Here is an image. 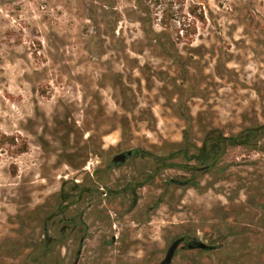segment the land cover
<instances>
[{
  "label": "rangeland",
  "instance_id": "374dc122",
  "mask_svg": "<svg viewBox=\"0 0 264 264\" xmlns=\"http://www.w3.org/2000/svg\"><path fill=\"white\" fill-rule=\"evenodd\" d=\"M142 17L163 32L155 47ZM179 99L198 145L202 128L230 136L264 123V0H0V129L28 144L0 161V264H73L78 238L43 237L65 206L63 182L67 192L71 181L93 179L120 190L132 169L101 174L103 159L173 150L186 128L171 107ZM65 148L85 163H65ZM185 177L191 185H165ZM158 181L139 190L134 211L122 195L99 203L103 217L78 264H160L182 237L216 249L184 245L170 264H264L263 152L228 147L202 175L167 169ZM160 197L139 221V208Z\"/></svg>",
  "mask_w": 264,
  "mask_h": 264
},
{
  "label": "flooded vegetation",
  "instance_id": "af4514ba",
  "mask_svg": "<svg viewBox=\"0 0 264 264\" xmlns=\"http://www.w3.org/2000/svg\"><path fill=\"white\" fill-rule=\"evenodd\" d=\"M175 149L177 148H174L173 151ZM152 153L156 154L145 148L135 147L114 153L110 159H103L104 165L98 168V171L101 174L109 173L112 170H122L126 166L132 169L133 174L129 176L126 183L121 187L120 190L110 187L95 188V186H93V182L97 183L95 179H93V182H90V187L86 186L85 184H79L78 180L71 181L68 192L64 195L61 193V197L64 196L63 201L65 206H57L56 208L59 210L49 218L51 221H46V224L48 222L52 224V219L58 217L57 221H55L53 224L54 235L49 236L46 232L43 234L44 244L63 242L74 243L78 238V244L80 245V248L73 263L78 264L79 256L84 245L90 241V237L94 238V232L91 231L92 225H99L100 219L103 217L102 211L100 210V202H113L115 199H117L116 196L122 195L123 203H129L130 205L129 212L134 211L140 200V189L145 188L147 185L158 183L159 176L167 169H178L183 171L179 168H162L161 164L153 161L152 157L150 156ZM119 155H125L124 159H120L118 157ZM128 163L130 164L128 165ZM96 171L97 169L95 170V173ZM91 176H93V174H91ZM75 184L77 187H73ZM165 185L184 186L185 182L184 180L182 181V179L179 180L178 178H172L170 181L166 180ZM161 199L162 198L160 197L158 200H155L152 205H143L141 208H139V213H137L136 216L137 219L139 221L142 220L144 214L147 211L155 209ZM82 204H84V206H82ZM77 205H79L81 210H68L71 206L76 207ZM228 235L230 234H227V236ZM187 239L188 238L186 237H182V241L178 248L184 247L185 243L187 244L190 242L187 241ZM215 249L207 251L211 252L213 250L215 251ZM199 250L201 252L206 251L204 249Z\"/></svg>",
  "mask_w": 264,
  "mask_h": 264
},
{
  "label": "trees",
  "instance_id": "16d2710c",
  "mask_svg": "<svg viewBox=\"0 0 264 264\" xmlns=\"http://www.w3.org/2000/svg\"><path fill=\"white\" fill-rule=\"evenodd\" d=\"M166 13L162 12L160 17V24L164 25V19ZM142 23V30L144 32L145 39L149 42L152 47L157 46L159 43V38L163 32H157L153 25L150 23L149 18H140ZM173 59L176 60L175 56ZM121 83V82H120ZM122 93L127 92V88L121 84ZM125 95V94H123ZM121 107L124 111H128L127 106L121 103ZM171 107L177 111V115L184 120L186 128L183 132L182 141L179 144H175L173 148H177L174 151L171 150L165 154H151L153 161L161 164L162 168H179L183 171H194L197 175H202L203 171L210 169L217 164L218 159L224 154L228 147H246L258 152L264 153V123L255 124L251 127L242 129L237 134H232L230 136H225L223 131L217 127H205L200 130L202 138L200 140V145L194 140L193 134V117L187 111L185 103L179 99L178 102L171 103ZM130 111V110H129ZM124 119L120 121L121 130L124 132L128 123L127 116H123ZM28 149V144L20 140L17 134H7L2 132L0 129V161L4 153L8 154L10 157H16L25 153ZM64 158V162L71 167H81L85 161L86 156L82 160H77L80 155H77L74 151L69 152V149H64L61 154ZM83 157V155H82ZM176 157L183 158V162L173 161ZM196 162L198 166L192 165L190 163ZM221 172L220 170H218ZM11 174H17V167L15 164L11 165ZM152 177V176H151ZM185 185H191V178H184ZM68 182H63L61 188L62 195L67 193L65 185ZM73 187H77L76 184ZM72 187V188H73ZM66 190V191H65ZM64 196L62 197V200ZM204 253H209L210 251H203Z\"/></svg>",
  "mask_w": 264,
  "mask_h": 264
},
{
  "label": "water",
  "instance_id": "95a60500",
  "mask_svg": "<svg viewBox=\"0 0 264 264\" xmlns=\"http://www.w3.org/2000/svg\"><path fill=\"white\" fill-rule=\"evenodd\" d=\"M120 159H124L125 155H119L118 156ZM182 238L174 240L170 246L168 247L164 259L161 261L160 264H170L172 261V258L174 256V253L176 249L178 248L179 244L181 243ZM185 246L188 249H204V250H211L214 247L211 245H208L204 242H201L200 240H191Z\"/></svg>",
  "mask_w": 264,
  "mask_h": 264
}]
</instances>
